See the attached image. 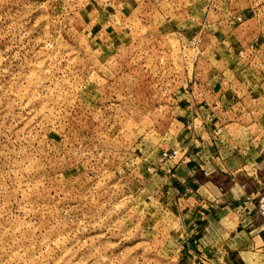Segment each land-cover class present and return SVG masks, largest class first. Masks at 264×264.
Listing matches in <instances>:
<instances>
[{
  "label": "rangeland",
  "instance_id": "rangeland-1",
  "mask_svg": "<svg viewBox=\"0 0 264 264\" xmlns=\"http://www.w3.org/2000/svg\"><path fill=\"white\" fill-rule=\"evenodd\" d=\"M206 63L263 121L264 0H0V264H190L143 164ZM256 173L236 202L264 225Z\"/></svg>",
  "mask_w": 264,
  "mask_h": 264
},
{
  "label": "crops",
  "instance_id": "crops-1",
  "mask_svg": "<svg viewBox=\"0 0 264 264\" xmlns=\"http://www.w3.org/2000/svg\"><path fill=\"white\" fill-rule=\"evenodd\" d=\"M200 66L184 84L170 86L174 91L163 101L171 104L169 110L179 120L170 122V141L158 144L154 159L146 163L157 164L161 149L181 150L173 165L174 177L169 185H160V192L169 189L168 204L181 212L182 220L188 218L183 227L187 256L197 252L205 264H236L231 258L235 253L243 264H264V225L253 224L254 211L247 202H236L248 198L240 174L259 182L264 120L260 122L254 107L243 106L253 99L237 79L220 70L223 77L214 76L218 69L210 64ZM154 176L159 184L166 180L161 170ZM204 206L206 214L195 225Z\"/></svg>",
  "mask_w": 264,
  "mask_h": 264
},
{
  "label": "built area",
  "instance_id": "built-area-1",
  "mask_svg": "<svg viewBox=\"0 0 264 264\" xmlns=\"http://www.w3.org/2000/svg\"><path fill=\"white\" fill-rule=\"evenodd\" d=\"M180 152H181V150H180V148H178V146H175L172 149H161L158 152L157 157H156L157 164H151V163H144L143 164L142 163L144 165L143 167H144L145 171L147 172V174L152 175V177L154 175H156L158 171H160V170L163 171L164 177L166 180L165 181L163 180V183L161 185H162V187L167 186L170 184L169 180H171L174 177L173 165L178 160V158H179L178 155ZM157 190L159 191V189H157ZM169 192H171V191H169V189H165V191L163 193L160 192V194L162 193V195H165ZM170 195H172V193ZM202 208H203V211L200 210L199 211V217L194 220L195 225L197 224V222L199 223L200 221H202L204 214H206L204 211L207 209V206H204ZM195 228L198 229V227H195ZM183 231H184V233L186 232L185 230H183ZM185 235H186V233H185ZM185 243H186V236H185V240H184V245H185ZM185 248H186V245H185ZM205 260H206L205 257L199 255L197 252L192 253L190 255V261H191L190 264H203V263H205Z\"/></svg>",
  "mask_w": 264,
  "mask_h": 264
},
{
  "label": "trees",
  "instance_id": "trees-1",
  "mask_svg": "<svg viewBox=\"0 0 264 264\" xmlns=\"http://www.w3.org/2000/svg\"><path fill=\"white\" fill-rule=\"evenodd\" d=\"M233 255V254H232ZM236 264H238V262L237 261H234Z\"/></svg>",
  "mask_w": 264,
  "mask_h": 264
}]
</instances>
